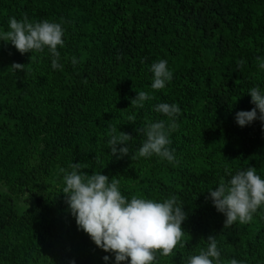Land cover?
Returning a JSON list of instances; mask_svg holds the SVG:
<instances>
[{"label": "trees", "instance_id": "trees-1", "mask_svg": "<svg viewBox=\"0 0 264 264\" xmlns=\"http://www.w3.org/2000/svg\"><path fill=\"white\" fill-rule=\"evenodd\" d=\"M24 14L62 24L63 69L52 68L47 49L31 61V52L0 41V264H115L65 202L61 169L72 163L115 176L129 199L178 198L187 214L184 247L158 255V264H183L206 250L209 236L222 264H264V209L247 224L224 227L209 198V189L230 179L226 169L255 167L264 178V122L241 127L235 119L255 107L250 88L264 92V0H0V32ZM161 59L173 79L156 91L150 68ZM139 91L155 98L131 107ZM164 102L181 110L169 137L179 163L133 160L146 118L168 121L153 110ZM111 126L133 137L122 158L108 147Z\"/></svg>", "mask_w": 264, "mask_h": 264}, {"label": "clouds", "instance_id": "clouds-1", "mask_svg": "<svg viewBox=\"0 0 264 264\" xmlns=\"http://www.w3.org/2000/svg\"><path fill=\"white\" fill-rule=\"evenodd\" d=\"M64 28L59 22L48 20L32 22L27 14L22 19L9 18V28L0 32V41L10 42L21 54L43 53L45 49L51 55V66L54 70L63 69L59 62L61 53L58 47H63ZM82 59V58H81ZM75 67L80 60L71 58ZM245 62L239 61L242 67ZM166 60H158L151 65L153 73L151 88L159 91L166 88L173 79V72L168 68ZM14 71L26 70L24 64L13 63ZM258 68L264 70V58H260ZM255 107L251 110H241L236 113L239 126L250 125L256 120L264 122V92L258 86L248 90ZM155 97L148 92L139 91L131 98V107L143 108L144 102ZM153 110L168 117V121L152 122L145 120L137 131L145 137L138 150L132 153V159L151 158L158 156L166 159L174 166L179 163L175 157V149H171L169 139L172 132L178 130L175 121L181 112L177 104L159 103ZM129 122H135L134 116H128ZM110 139L107 141L111 155L123 157L130 153V133L119 131L111 126ZM118 145H125L118 147ZM99 163V156L96 157ZM107 165H105L106 167ZM71 171L61 169L63 173L65 202L71 215L75 217L77 226L85 232L95 245L105 252L115 256V264H158L157 256H172L177 247H184V229L182 224L187 219L183 206L178 204V198L171 196L162 202L133 195L130 199L122 194L120 181L101 172L88 174L82 171L80 163H72ZM230 177L227 181L221 179L218 187L209 189L210 196L218 212L225 215L224 227L235 222L247 224L259 210L264 209V178L257 174L255 167L239 170L234 175L226 169ZM207 248L199 254L189 255L183 264H222L221 253L217 247L215 236L207 238ZM103 259L108 261L109 256ZM71 264H75L73 260ZM230 264H241L232 259Z\"/></svg>", "mask_w": 264, "mask_h": 264}]
</instances>
